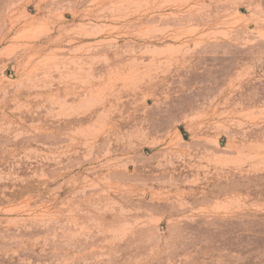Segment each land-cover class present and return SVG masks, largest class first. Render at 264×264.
Wrapping results in <instances>:
<instances>
[{"label":"rangeland","instance_id":"rangeland-1","mask_svg":"<svg viewBox=\"0 0 264 264\" xmlns=\"http://www.w3.org/2000/svg\"><path fill=\"white\" fill-rule=\"evenodd\" d=\"M0 264H264V0H0Z\"/></svg>","mask_w":264,"mask_h":264}]
</instances>
